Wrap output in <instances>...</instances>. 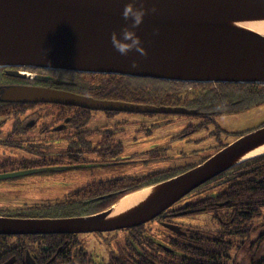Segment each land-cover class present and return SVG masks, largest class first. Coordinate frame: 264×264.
<instances>
[{"label":"water","instance_id":"95a60500","mask_svg":"<svg viewBox=\"0 0 264 264\" xmlns=\"http://www.w3.org/2000/svg\"><path fill=\"white\" fill-rule=\"evenodd\" d=\"M129 0H0V68L34 67L193 83H264V34L242 26L264 20V0H147L139 27L147 55H121L111 33L126 23ZM152 7L156 8L152 12ZM133 60L138 66L133 67ZM18 76L23 74L16 72ZM0 101L53 102L99 110L196 115L182 106L104 100L36 85H0ZM264 125L240 135L202 164L128 196L94 216L18 220L0 217L1 234L109 231L154 219L183 197L237 165L264 154ZM181 232L176 225H167ZM70 232V231H69Z\"/></svg>","mask_w":264,"mask_h":264},{"label":"flooded vegetation","instance_id":"af4514ba","mask_svg":"<svg viewBox=\"0 0 264 264\" xmlns=\"http://www.w3.org/2000/svg\"><path fill=\"white\" fill-rule=\"evenodd\" d=\"M16 72L24 76H18ZM99 75L105 74L34 67H3L0 68V84L44 86L97 99L117 100L110 98L116 90L117 84L114 79H110L109 88L104 86L103 91H100L94 81ZM255 85L256 87L264 86ZM239 86L241 87L239 95L233 97L232 101H228L226 108L231 109V106L248 100L247 84H239ZM164 106L181 105L165 104ZM209 107L204 106L203 110L189 108V106L186 108L197 110L198 114L195 116H201L215 113ZM0 108L11 110V112L0 113V147L23 150V155L19 158L11 156L0 161V186L2 185L0 192L10 190L14 194L26 188L30 189L28 195L24 196L5 194L11 198L15 197L13 201H0V217L2 218L48 220L94 216L109 208L123 196L139 189L133 190L135 186L147 182L151 175L164 173V171H156L141 177L124 174L106 180H93L79 188L67 191L64 189L65 177L71 175V172L80 173L113 164L126 166L128 162L126 157L120 156L125 152L124 141L114 138L115 130L95 124L100 113L109 117L120 112L53 102L0 101ZM238 137L236 136L233 141ZM231 142L232 139L222 145L225 146ZM208 157L210 155L200 162L202 163ZM200 162L192 163L185 168H193L201 164ZM41 188L47 193L54 188L64 189V197L39 201L45 197L36 193ZM187 206L176 205L170 211L167 210L160 215V218L157 217L154 221H159L164 229L157 226L159 235L152 236L154 237L152 240L147 224L114 231L68 229L70 232L1 234L0 264H149L148 249L151 243L153 251L156 249L162 252L172 251L164 240L169 235L164 223L172 216L179 217L174 214L189 210ZM199 214L204 212L180 215L190 218L192 222V224L184 223L186 229L190 225H198L191 219ZM209 214L214 221V214ZM257 217L259 218L257 239L251 237L247 245L249 255L252 254V257H248L246 261L249 264H264V213H259ZM120 231L123 234L121 239L114 242L113 251L102 254L100 248L94 245L96 238H100V241L108 240ZM230 264H241V261L235 255L233 259H230Z\"/></svg>","mask_w":264,"mask_h":264},{"label":"trees","instance_id":"16d2710c","mask_svg":"<svg viewBox=\"0 0 264 264\" xmlns=\"http://www.w3.org/2000/svg\"><path fill=\"white\" fill-rule=\"evenodd\" d=\"M112 78L117 85L110 98L143 104L189 106V108L195 107L200 110L208 105L215 113L203 114L207 117L229 111L230 109L225 107L227 101L237 97L241 91L239 84L221 83L216 88L211 84H194L189 87L174 81L122 75H99L94 81L99 90L103 91L104 86H108ZM246 87V94L248 93L249 97L246 101L257 103L264 101V86L256 87L255 84H247ZM244 104L241 103L239 106ZM7 112L11 110L0 108V113ZM186 170L188 169L168 170L162 174L155 173L143 185L159 182ZM143 185L135 186L133 190ZM221 185H224V188L217 194H207L186 204L191 213H213L215 219L211 221L212 227L206 223L190 225L186 229L183 224V233L167 230L169 235L164 240L172 251L162 252L157 249L153 251L151 243L148 249L149 264H230V259H233L235 255L236 258L252 257V254L249 255L247 245L251 237L257 239V225L259 224L257 216L259 213L263 214L264 154L249 159L213 178L189 196L205 193ZM176 216L179 217L172 216L166 220L174 222L182 218L180 215ZM149 230L151 231V228ZM153 230L157 229L153 228ZM152 239L154 238L151 236Z\"/></svg>","mask_w":264,"mask_h":264},{"label":"rangeland","instance_id":"374dc122","mask_svg":"<svg viewBox=\"0 0 264 264\" xmlns=\"http://www.w3.org/2000/svg\"><path fill=\"white\" fill-rule=\"evenodd\" d=\"M239 104L241 103L231 106V109L225 113L210 117L126 111L107 117L104 113H100L95 124L116 131L114 138L122 139L125 145V152L120 156L126 157L128 162L126 166L113 164L80 173L71 172V175L65 177L64 189L70 191L93 180H106L124 174L141 177L156 171H178L192 163L196 164L206 156L215 153L219 146H223L222 144L228 143L231 139L233 141L237 134H244L264 125V101L260 103L246 101L242 106ZM21 155L23 150L0 147V161L11 156L19 158ZM223 188L224 185H221L205 193L187 196L177 205H186L207 194H217ZM64 189L54 188L49 191L51 193L49 194L41 188L36 193L45 196L39 201L56 200L63 199ZM29 190L26 188L14 194L10 190L1 191L0 201L14 200L15 196L11 198L5 194L24 196L28 195ZM262 212L264 213V208ZM191 220H194L195 224L208 223L209 225L213 221L209 213L199 214ZM188 221L190 220L187 217H182L175 222L181 224ZM122 234L123 232L120 231L108 240L100 241V238H96L94 245L100 248L102 254H106L114 250V242L121 239Z\"/></svg>","mask_w":264,"mask_h":264},{"label":"clouds","instance_id":"9594fccd","mask_svg":"<svg viewBox=\"0 0 264 264\" xmlns=\"http://www.w3.org/2000/svg\"><path fill=\"white\" fill-rule=\"evenodd\" d=\"M147 0H129L125 4L122 16L126 21L118 30L111 33V44L121 55H128L129 52L135 50L139 54L147 55V49L144 46L143 38L139 35L138 29L143 24L145 16L149 12L146 6ZM152 12L156 11L152 7ZM133 67L138 66V61L133 60Z\"/></svg>","mask_w":264,"mask_h":264},{"label":"bare ground","instance_id":"6f19581e","mask_svg":"<svg viewBox=\"0 0 264 264\" xmlns=\"http://www.w3.org/2000/svg\"><path fill=\"white\" fill-rule=\"evenodd\" d=\"M242 26L252 29L256 32L264 34V20H255V21H247L243 22ZM264 151V147L257 149V153ZM142 196H125L124 199L119 203L114 209L113 214L121 213L122 211L127 210L135 203L138 202V199Z\"/></svg>","mask_w":264,"mask_h":264}]
</instances>
